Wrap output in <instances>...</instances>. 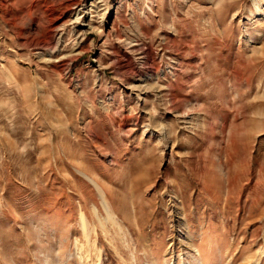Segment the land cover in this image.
I'll use <instances>...</instances> for the list:
<instances>
[{
	"label": "rangeland",
	"instance_id": "obj_1",
	"mask_svg": "<svg viewBox=\"0 0 264 264\" xmlns=\"http://www.w3.org/2000/svg\"><path fill=\"white\" fill-rule=\"evenodd\" d=\"M0 264H264V0H0Z\"/></svg>",
	"mask_w": 264,
	"mask_h": 264
},
{
	"label": "bare ground",
	"instance_id": "obj_2",
	"mask_svg": "<svg viewBox=\"0 0 264 264\" xmlns=\"http://www.w3.org/2000/svg\"><path fill=\"white\" fill-rule=\"evenodd\" d=\"M51 39H52V37L50 36V37L45 41V45H47V44L50 42Z\"/></svg>",
	"mask_w": 264,
	"mask_h": 264
}]
</instances>
